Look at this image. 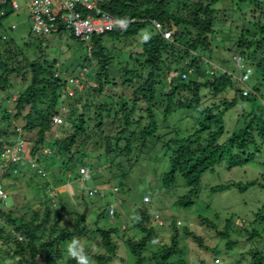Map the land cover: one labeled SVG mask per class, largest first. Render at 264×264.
Segmentation results:
<instances>
[{"label": "trees", "instance_id": "16d2710c", "mask_svg": "<svg viewBox=\"0 0 264 264\" xmlns=\"http://www.w3.org/2000/svg\"><path fill=\"white\" fill-rule=\"evenodd\" d=\"M5 1L0 6V181L3 184L4 177L12 173L14 177L9 184H15L17 191L11 193V205L7 196L0 202V258H16L23 264H77L66 251L67 243L73 238H89L104 248V253L85 249L91 264H108L123 246L117 242L119 237L136 257V264H146L145 251L151 250L156 236L149 213L144 211L136 217L134 228L126 224L101 226L97 223L105 216V209H100L96 220L89 222L91 203L85 200L83 193L80 197L85 207L81 212L72 213L63 202L57 204L56 209L52 207V189L49 188L50 170H45L59 168L61 174L67 171L81 178L80 172L84 169L99 182L98 173L103 166L110 171L108 180L114 181L117 189L119 180L126 183L127 175L135 167L132 164L135 158L140 160L153 144L161 141L169 161V168L161 176L162 184L168 188L182 177L190 190L178 197L177 204L191 207L199 196L197 186L204 173L213 172L218 165L233 169L252 162L261 150L256 141L257 130L264 135V0H254L257 2L249 11L244 8L240 12L239 8L236 12L240 14L236 21L245 20L240 24L236 22L241 26L236 45L250 50L241 52L254 67V91L248 94H244L243 86L227 73L211 76L207 68L201 70L205 52L211 48L215 34L218 12L215 4L220 0L104 2L102 8L123 20L125 25L93 36L90 51L88 44L63 28L49 35L32 30L36 41H28L38 47L35 59H29L11 35L15 24L8 29L4 27V19L20 9V5L15 9L11 0ZM224 17L227 20L228 15ZM152 20L170 29L172 38L166 39L162 30L155 29L141 49L130 51V56L121 54V60L117 61L119 49L114 41L121 43L126 39L123 47L131 44L129 38L148 22L153 24ZM68 35L83 43L85 52L70 67H57L56 57L49 61L41 47H46V42L50 41H46L47 38L61 39ZM84 68H88L86 79L93 84L86 82L81 89L76 88L74 95L62 99L68 83L66 74L73 76L77 69ZM190 68L196 72L195 77L185 79L180 72ZM14 77L29 80L12 99L10 107L3 104V98L8 97L9 89L14 87ZM6 91L7 96L2 94ZM251 100L262 105L261 116L255 108L238 104ZM183 112L189 114H184V118L177 115ZM58 113L62 116L60 124L53 122V116ZM161 122L165 123L163 132H160ZM19 129L27 142L29 156L38 162L36 168L26 161L9 163L3 156L4 145L16 141L21 133ZM102 155L106 158L104 165L100 164ZM124 185L119 187L124 190ZM256 185L264 187V183L254 178L246 183L215 185L211 189L219 192L236 187L246 191ZM27 191L33 192V200L26 199ZM88 196L91 195L88 193ZM21 197L27 203H20ZM35 201L39 202L38 206ZM120 211L113 217L119 216ZM260 212L262 210L257 214ZM199 218L217 228L206 217ZM230 223L232 218L226 219L225 229L218 231L223 238L230 235ZM171 229V242L152 250L149 264H175L172 258L178 252L181 238L177 221L171 223ZM184 233L205 247L201 235L189 229ZM235 243L228 241L227 247ZM263 262V255L256 258V264ZM178 263L188 264L184 260Z\"/></svg>", "mask_w": 264, "mask_h": 264}, {"label": "rangeland", "instance_id": "374dc122", "mask_svg": "<svg viewBox=\"0 0 264 264\" xmlns=\"http://www.w3.org/2000/svg\"><path fill=\"white\" fill-rule=\"evenodd\" d=\"M26 1L27 0H17L20 9L6 17L3 21V25L7 29L11 24L17 25V27L10 32L11 35L17 40V43L22 46L28 58L35 59L37 58L38 47H36V44L28 41L31 40L35 43L36 40L32 33V21L29 17V9L25 7ZM255 2L257 1L220 0L215 4V7L218 8L214 27L215 34L211 48L205 52V59L202 60L204 65H202L203 69L201 70L207 68L209 73L212 74L211 76H213V73L222 74V72H224L231 76L232 72L235 75H239L242 72L235 64V61L240 57L237 53L241 51L249 52L250 50L236 45L241 28L237 23L240 24L244 20L240 19L237 20V22L235 18L240 16V14L236 12L239 8L240 12L244 8L249 11ZM224 15H228L227 20H225ZM154 32V25L148 22L136 35L129 38L131 44L123 47L126 39H122L121 43L114 41L119 49L116 53V60H121V54L128 55L130 51L141 49L145 41V35L150 36ZM106 39L107 38H105V40ZM25 40L29 43H26L27 41ZM46 41H48L46 42V47H41V49L47 54L49 61H52V59L56 57L57 67H63V65L70 67L74 62L78 61L76 58L85 52L84 44L76 38L69 37V35L61 39L55 37L54 39L47 38ZM27 44L31 46H26ZM117 65L119 66L120 63ZM218 70H221V72ZM76 73H78V69L72 74ZM180 73H184L186 75L184 78L187 79L195 77L194 75L196 72L194 73V69L191 68L189 71L183 70ZM26 80L27 81H22L21 77H14V87L9 89V96L3 98V104H9L10 107L13 106L12 99L16 98L20 90L26 86L29 80L28 77ZM84 82L93 84L91 80H86L83 81L82 86H84ZM250 83H254V79H252ZM8 92H2V94L7 96ZM230 95H232L231 92ZM238 104H245L249 108H255L260 116L262 114L263 107L257 100H251L249 102L239 101ZM237 108L239 109V107ZM184 114L188 115L189 112H183L181 116L179 113L177 115L184 118ZM188 119L191 120L190 116H188ZM161 124L160 132H163L165 123L161 122ZM167 136L168 134L166 137ZM256 141L257 145L261 147V150L255 155L252 162L250 161L245 165L237 166L233 169H228L224 165H218L213 172L208 171L203 174L200 184L197 186L199 189V196L194 199L196 202L191 207L177 204L178 197L190 190V187L185 184L182 177H179L176 183L168 188H164L162 184L161 176L162 173L169 168V161L165 155V149L163 145H161V141L160 144L159 141L153 144L149 153L145 154L140 160H138V157L135 158L132 163L135 167L127 175L128 179L126 183L123 182V180L117 182L119 186L123 183L125 184L124 190L119 186L117 189L115 188V182H112L111 179L108 180V178L111 177L110 171L102 168L103 166H101L98 173L99 182L91 178V174L89 175L90 171H88L84 177V181L80 180L82 177L78 178L67 171L61 174L59 168H48L45 171L50 170L48 175L51 181L49 188L52 189L51 200L59 205L63 202L70 208L72 213L81 212L85 207L80 197L81 193H83L85 200L91 203L89 205L90 210L87 220L89 222L95 221L100 209H105V216L97 223L105 227H117L126 224L128 227L134 228L137 220L136 217H139L144 211L149 213V215L152 216L151 221L156 236L150 246L151 250L145 251L146 257L148 258L146 264H149L152 250L162 247L163 244L168 245L171 242V234L173 233L171 223L174 221H181V225H178V230L181 234V238L178 242V252H176L172 258L175 264L180 260H184L188 264H200L201 261L205 264H256V258L260 255L264 256V187L256 185L246 191L238 190L236 187L219 192H213L211 189L215 185L246 183L254 178H257L260 183H264V135L261 136L258 130L256 132ZM251 150H254V147L251 146ZM100 160V164L104 165V163H106L104 155L100 157ZM58 164L59 163H55V165ZM115 170L117 172L116 167L114 171ZM13 177L14 175L9 173L3 180L4 189L8 197L7 200L10 205L13 202L11 193L17 191V186L15 184H9L11 179L13 180ZM82 181H84L85 185H82ZM95 185L97 186L98 193L95 196H88L87 189ZM20 191L21 190H19V192ZM25 196L28 201L33 200V192L27 191ZM143 196H147L149 201L145 202ZM26 199L24 200V197H21L19 201L20 203L22 201L27 203ZM35 202V205L38 206L39 202ZM59 205L57 207L52 205V207L58 209ZM112 205L115 206L116 213L121 210L120 213H122L119 216L113 217L116 213L111 215L110 210ZM260 210H262V212H260L261 214L259 215L257 213ZM157 214L160 216L161 221L154 219ZM200 216L206 217L214 222L217 228H212L208 225V222H202L199 218ZM229 218H232V223L229 224L230 235L226 239V237L223 238L218 231L225 229L226 219ZM185 229H189L201 235L205 247L199 246L192 237L187 236L184 233ZM119 232H121V230ZM118 238H116L118 240L117 242L123 246H121L122 248L119 247L116 255L108 264H136V257L131 253L127 244L122 241L123 239ZM81 241L85 245V249L99 253L104 251L102 246L98 247L97 244L89 238L87 240L82 239ZM228 241L230 243L233 241L237 243L231 247H227ZM217 258L221 260L220 263L216 262ZM0 264L23 263H19L16 258L2 257L0 258ZM262 264H264V262Z\"/></svg>", "mask_w": 264, "mask_h": 264}, {"label": "built area", "instance_id": "2783aa9c", "mask_svg": "<svg viewBox=\"0 0 264 264\" xmlns=\"http://www.w3.org/2000/svg\"><path fill=\"white\" fill-rule=\"evenodd\" d=\"M113 0H28L26 7L29 9L30 19L32 21V30L35 33L49 35L54 34L63 28L64 30L72 33L79 40L88 44L89 51L92 49L93 36L102 34L104 32L112 30L116 25L123 26L124 21L115 18L112 14L102 8L104 2ZM6 2L0 0V6ZM11 4L14 8H18L19 4L16 0H11ZM153 23L157 30L161 32L166 39L172 38V31L170 29H164L163 24L153 20ZM236 64L241 68H244L243 73L240 76H235V79L242 83L243 93L248 94L252 91L249 85V80L252 75V68L247 67L244 64L243 58L240 56L236 61ZM217 69V68H215ZM84 73V72H83ZM186 75L183 74V77ZM86 77L81 73V76L71 78L70 81L80 87L83 81H86ZM71 93V92H70ZM56 122H60L61 118L54 117ZM20 146H5L3 156L7 161H16L19 159L17 155L20 150ZM84 173V169H81ZM96 189H92L90 194L96 193ZM6 196L2 185L0 183V202ZM146 200L148 198L146 197ZM115 208L112 206L110 213L114 214ZM1 220V217H0ZM155 220H160V216L156 215ZM180 223V222H178ZM20 238H22L20 236ZM219 262V259H216Z\"/></svg>", "mask_w": 264, "mask_h": 264}, {"label": "clouds", "instance_id": "9594fccd", "mask_svg": "<svg viewBox=\"0 0 264 264\" xmlns=\"http://www.w3.org/2000/svg\"><path fill=\"white\" fill-rule=\"evenodd\" d=\"M27 2V1H26ZM26 5V4H25ZM15 9H17V8H15ZM111 14V13H110ZM29 17H30V14H29ZM153 21V20H152ZM154 24V23H153ZM124 25H125V22H124ZM116 26H120V25H116ZM17 27V25H12V29L14 30L15 28ZM122 27V26H121ZM154 27H155V25H154ZM155 29H156V27H155ZM113 30V29H112ZM70 33V32H69ZM144 39L145 40H147L148 39V36L147 35H145V37H144ZM171 39V38H170ZM89 50V49H88ZM237 55H240L242 58H243V61H244V64L247 66V67H250V68H252V75H251V78H250V80L248 81L249 82V85L251 86V88H252V92L254 91L253 89V83L251 84L250 82H251V80L253 79V75H254V67L250 64V62L247 60V58H246V55L245 54H242V53H239V54H237ZM235 64H236V61H235ZM236 66L239 68V69H241L242 70V72L239 74V75H235L233 72H232V74H231V77H232V79L235 81V82H238V84L239 85H242V83H240L238 80H236L235 79V76H240L242 73H243V70H244V68H241L240 66H238L237 64H236ZM87 69L88 68H84V69H82V70H80V71H78V73L77 74H75V75H73V76H71V75H67L66 74V76H67V79H68V83L66 84V86H65V88H64V92H63V96H62V99H64L66 96H72V95H74V93H75V90H76V88L77 89H81L83 86V84L80 86V87H78V86H75L71 81H70V79L71 78H75V77H78V76H81V73L82 74H84V76L86 77V75H85V73H86V71H87ZM191 69V68H190ZM188 71H189V69H188ZM84 72V73H83ZM230 72V71H229ZM231 73V72H230ZM184 74V73H183ZM183 74H181V75H183ZM229 75V74H228ZM58 76H64V74L63 73H58ZM230 76V75H229ZM186 77V76H185ZM85 83V82H84ZM71 92V93H70ZM61 99V100H62ZM62 107H64L63 105H61ZM61 107V108H62ZM60 108V109H61ZM63 109V108H62ZM55 116H58V117H60L61 118V121L60 122H56L55 120H54V117ZM53 122L54 123H56V124H60V123H62V116H61V114H55L54 116H53ZM19 131H21L20 129H19ZM23 134H22V131H21V133L19 132V134H18V136H17V138H16V141L14 142V143H10L9 144V146H11V147H13V146H16V145H18V146H20L21 148H20V150L18 151V153H17V155L19 156V159L18 160H16V161H8L9 163H12V164H21L22 162H24V161H26V162H28V163H30L31 164V166H33L34 168H36L37 166H38V162L36 161V159L34 158L33 159V157H30L29 156V154H28V148H27V142H26V140H25V137H23L22 136ZM5 146H7V144H5L4 145V147H3V149L5 150ZM26 148H27V153H26ZM4 150H3V152H4ZM25 163V162H24ZM15 173H17V169H15ZM81 174H82V179H80V180H84V177L86 176V173L84 172H80ZM85 174V175H84ZM85 181V180H84ZM84 181H82V184H84L85 185V183H84ZM0 183H1V181H0ZM1 185H2V188H3V190H4V192H5V194H6V196H7V193H6V191H5V189H4V185L1 183ZM90 188V187H89ZM92 189H96L97 190V188L96 187H93V188H90V191L92 190ZM90 191L88 192L89 194H90ZM96 193H97V191H96ZM96 193H94V195L96 194ZM91 196L93 195V194H90ZM93 195V196H94ZM5 196V197H6ZM4 197V198H5ZM146 197L147 196H145L144 197V201L145 202H147V201H149V198H148V200H146ZM56 204L57 203H55L54 202V205L56 206ZM112 206H114V205H112ZM114 208H115V206H114ZM115 213V212H114ZM111 215H113V214H111ZM158 215V214H157ZM155 219V218H154ZM161 221V220H160ZM178 222H180V223H178ZM177 224L178 225H181V221H177ZM22 237V236H21ZM20 239H22V238H20ZM66 251H67V253H68V255H69V257L70 258H72V259H74V260H76V262H77V264H91V260H90V257H89V255L87 254V252L85 251V245L82 243V241L79 239V238H73L70 242H68L67 243V246H66ZM217 259H219V258H217ZM221 262V260L219 259V262H217V263H220Z\"/></svg>", "mask_w": 264, "mask_h": 264}]
</instances>
